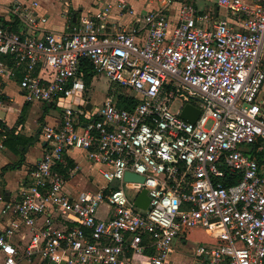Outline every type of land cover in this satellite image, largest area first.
Instances as JSON below:
<instances>
[{"label":"built area","instance_id":"obj_1","mask_svg":"<svg viewBox=\"0 0 264 264\" xmlns=\"http://www.w3.org/2000/svg\"><path fill=\"white\" fill-rule=\"evenodd\" d=\"M217 3L241 28L184 3L174 26L156 9L105 33L113 11L134 14L128 0H113L58 33L42 31L48 18L35 13L37 2L13 4L32 34L0 21V73L19 79L26 101L62 114L43 126L44 152L19 200L6 199L0 176V264H176V240L195 228L210 237L197 245L201 263L264 264V0ZM86 61L93 81L105 76L135 108L106 98L88 109ZM179 96L187 100L174 111ZM187 104L200 110L195 123L181 117ZM11 132L0 118V154ZM72 149L101 167L96 191L65 190L56 169ZM128 172L144 182L126 181ZM143 190L146 209L136 205ZM57 211L74 224L53 228Z\"/></svg>","mask_w":264,"mask_h":264},{"label":"crops","instance_id":"obj_2","mask_svg":"<svg viewBox=\"0 0 264 264\" xmlns=\"http://www.w3.org/2000/svg\"><path fill=\"white\" fill-rule=\"evenodd\" d=\"M19 1L26 5L38 3L35 13L46 16L48 22L42 26V31H54L58 33L72 31L78 25V16H95L104 6L113 0H0V21L9 26L16 23V19L11 11L13 4ZM134 10V14L119 16L117 10L113 11L108 23L102 24L105 33H111L115 28H133L139 24L138 18L146 13L164 9L174 26L179 17V11L184 3L193 4L199 12H209L216 20H228L235 28H241V20L232 16L226 9L218 6L217 0H128ZM20 25V24H19ZM22 33L32 34L26 31L21 25ZM38 31L36 35H41ZM5 59V58H4ZM0 62L7 60L0 58ZM18 78H10L7 74L0 73V118L12 129L7 144V150L0 154V176L3 192L8 201L19 200V188L23 183L29 182L31 173L36 164L42 158L45 142L41 135V130L45 125H57L61 120L62 110L54 108L55 104H45L40 101L28 102L23 97L18 86ZM93 84V83H92ZM264 91V89H263ZM90 108L95 104L87 97ZM74 106H79L80 98H76ZM88 107V106H87ZM24 115L22 123H17L21 115ZM23 141L20 144L17 139ZM23 158V161H21ZM66 163L61 168L67 167L69 160L74 167L69 170V177L66 179L65 190L71 194L80 191H96L103 183H99L101 167L91 163L83 150L72 149L66 153ZM5 167V169H4ZM79 177L78 185H71V179ZM1 207V203H0ZM53 228L70 227L74 224L71 213L57 211L53 215ZM210 237L202 228L192 229L190 240L184 238L176 240L174 246L184 247L188 243L200 244L209 240Z\"/></svg>","mask_w":264,"mask_h":264},{"label":"rangeland","instance_id":"obj_3","mask_svg":"<svg viewBox=\"0 0 264 264\" xmlns=\"http://www.w3.org/2000/svg\"><path fill=\"white\" fill-rule=\"evenodd\" d=\"M112 83L109 82L105 76L103 77H97L94 81L92 86L88 89L87 91V97L92 100L93 102H95L96 106L97 105H101L105 99H106V94L108 92V89L110 87ZM113 85L118 88V85H115L113 83ZM123 91V90H122ZM125 92V90H124ZM187 100L186 98H182L181 96H179L173 103V110L176 111L178 106L181 104V100ZM259 105L262 107V112L264 113V99H261L260 102H258ZM59 106L55 107V110H59L58 109ZM79 177H75L73 179H71V185H78L79 184ZM99 183L100 185L103 183L104 179L102 176L99 175ZM137 188L138 185H127V190L130 191L131 188ZM197 244H193V243H188L186 246L184 247H180V246H173V255H172V259L176 264H205V263H201V258L198 257L195 254L196 248H197Z\"/></svg>","mask_w":264,"mask_h":264},{"label":"trees","instance_id":"obj_4","mask_svg":"<svg viewBox=\"0 0 264 264\" xmlns=\"http://www.w3.org/2000/svg\"><path fill=\"white\" fill-rule=\"evenodd\" d=\"M11 28L13 29V31L19 33V34H24L21 32L20 25L18 20H16L15 24H12ZM1 59L5 60L3 56H0ZM10 64V62H9ZM85 73H86V84L88 89L92 86L93 83V78L96 75V73L93 71V66L91 65V63L89 61H86L84 63V68ZM116 85V84H115ZM118 88H116L113 83L110 85L108 92L106 94V98L107 99H112L115 101V103L117 104L118 107L120 108H124L127 110H133L136 106V104L138 103V100L134 97L131 96L129 93H127L126 91L124 92V89H122L121 87L117 86ZM123 90V91H122ZM52 106H54V104H51ZM23 117L24 115L22 114L20 116V118L18 119V124L22 123L23 121ZM11 135V134H10ZM19 140V138L17 139V141ZM9 142V139L7 141V144ZM20 144H23L22 140L18 141ZM258 160L260 163L263 162V153H261L258 156ZM23 161V158L22 160ZM74 167L73 162L71 160H69V162L67 163V167L61 168L59 167L58 169H56V173L62 175L65 179H67L69 177V170ZM5 169V167H4Z\"/></svg>","mask_w":264,"mask_h":264},{"label":"water","instance_id":"obj_5","mask_svg":"<svg viewBox=\"0 0 264 264\" xmlns=\"http://www.w3.org/2000/svg\"><path fill=\"white\" fill-rule=\"evenodd\" d=\"M81 16L77 17V20L79 22ZM264 99V91L261 92L260 100ZM88 109H90V105H88ZM200 116V110L193 106L192 104H187L184 109L181 112V117L190 123H195ZM126 181H134L138 183H143L144 178L142 176L133 174L128 172L125 176ZM150 198L148 196V193L146 190H143L141 194L136 199V205L140 208L146 209L149 205Z\"/></svg>","mask_w":264,"mask_h":264},{"label":"flooded vegetation","instance_id":"obj_6","mask_svg":"<svg viewBox=\"0 0 264 264\" xmlns=\"http://www.w3.org/2000/svg\"><path fill=\"white\" fill-rule=\"evenodd\" d=\"M260 95H261V93H260Z\"/></svg>","mask_w":264,"mask_h":264}]
</instances>
